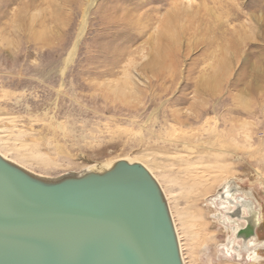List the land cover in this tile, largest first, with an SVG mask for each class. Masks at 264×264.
Segmentation results:
<instances>
[{
  "label": "rangeland",
  "instance_id": "rangeland-1",
  "mask_svg": "<svg viewBox=\"0 0 264 264\" xmlns=\"http://www.w3.org/2000/svg\"><path fill=\"white\" fill-rule=\"evenodd\" d=\"M0 151L48 178L139 161L186 264H264L236 202L264 221V0H0Z\"/></svg>",
  "mask_w": 264,
  "mask_h": 264
},
{
  "label": "water",
  "instance_id": "water-1",
  "mask_svg": "<svg viewBox=\"0 0 264 264\" xmlns=\"http://www.w3.org/2000/svg\"><path fill=\"white\" fill-rule=\"evenodd\" d=\"M0 264H183L163 190L140 163L49 179L0 155Z\"/></svg>",
  "mask_w": 264,
  "mask_h": 264
},
{
  "label": "bare ground",
  "instance_id": "bare-ground-1",
  "mask_svg": "<svg viewBox=\"0 0 264 264\" xmlns=\"http://www.w3.org/2000/svg\"><path fill=\"white\" fill-rule=\"evenodd\" d=\"M206 113V112H205ZM214 132V131H213ZM169 141H170V139H169ZM184 148V147H183ZM191 149V148H190ZM182 152V151H181ZM185 152V151H184ZM188 152V151H187ZM191 152V151H190ZM189 152V153H190ZM193 152V151H192ZM179 154V153H178ZM0 155L1 156H3L5 159H7V160H9L10 162H12V163H14V164H16V165H18V166H20V167H22L23 169H25V170H27L28 172H30V173H32L33 175H35V176H38V177H42V178H48V177H43L42 175H39V174H36V173H34L33 171H31V170H29V169H27L26 167H24L21 163H19V162H17V161H15V160H13V159H11V158H9V157H7L4 153H2L1 151H0ZM182 155V154H181ZM190 155V154H189ZM184 156V155H183ZM185 156H186V154H185ZM121 160H125V161H128L129 163H140V164H142L150 173H151V175L156 179V181L158 182V184L160 185V187H161V189L163 190V193H164V195H165V198H166V200H167V202H168V205H169V201H168V199H167V196H166V194H165V192H164V189H163V186L161 185V183H160V181L157 179V177L155 176V174L153 173V171L147 166V165H145V164H143V163H141V162H139V161H134V160H128V159H120L119 161H121ZM118 162V161H117ZM116 163V162H115ZM115 163H113V164H115ZM113 164L109 167H105V168H98V169H90V170H87V172H91V171H103V170H109L112 166H113ZM198 164H199V162H198ZM201 164V163H200ZM196 165V164H195ZM195 165L193 166V168L194 169H197V168H195ZM201 166V165H200ZM213 168V167H212ZM194 171V170H193ZM196 171V170H195ZM86 172V171H85ZM187 172H188V170H187ZM199 171H197L196 173H198ZM196 173H193V172H188L187 173V177L188 178H194V180H193V182L192 183H189L188 182V185H191V187L192 186H195V187H197L198 185H200L201 184V179L199 180L198 178H197V176H198V174H196ZM192 174H194V175H192ZM201 174V173H200ZM201 175H203V174H201ZM208 175V174H207ZM62 177V176H61ZM199 177V176H198ZM60 178V177H59ZM197 178V179H196ZM203 178V177H202ZM49 179H56V178H49ZM198 192V191H197ZM237 202V204L239 203V204H242V207H244V209H245V212L247 213V212H249V216L245 219V221H246V223L245 224H243V226L240 228L241 230H239V234H241V236H240V238H242L243 240H246V242H248V248H251L252 246H254V242H252L253 241V238H259L258 236H259V233H258V229L259 228H261V226H263V223H264V221H263V215H262V217L260 216V214H258L257 212H255L253 209H252V207L250 206V204L249 203H247V202H243L242 200H239V201H236ZM234 205H235V203H233ZM169 209H170V213H171V217H172V220H173V223H174V226H175V230H176V234H177V237H178V241H179V245H180V251H181V256H182V260H183V264H186V261H185V259H184V256H183V250H182V245H181V240H180V237H179V234H178V231H177V228H176V224H175V220H174V217H173V214H172V211H171V207L169 206ZM243 214H244V212H242ZM244 220V219H243ZM205 229V228H204ZM203 229V230H204ZM202 231V230H201ZM206 235V234H205ZM203 236V235H202ZM193 238V237H192ZM199 239V238H198ZM201 242V241H200ZM193 245V244H192ZM199 246V245H198ZM193 247V246H192ZM195 248V247H194ZM193 249V248H192ZM191 251V250H190ZM195 251V250H194ZM190 254V253H189ZM196 255V254H195ZM223 262V261H222Z\"/></svg>",
  "mask_w": 264,
  "mask_h": 264
},
{
  "label": "flooded vegetation",
  "instance_id": "flooded-vegetation-1",
  "mask_svg": "<svg viewBox=\"0 0 264 264\" xmlns=\"http://www.w3.org/2000/svg\"><path fill=\"white\" fill-rule=\"evenodd\" d=\"M237 205V204H236ZM241 207V206H240ZM244 208V207H243ZM248 217V216H247ZM247 217H243V219H246Z\"/></svg>",
  "mask_w": 264,
  "mask_h": 264
}]
</instances>
